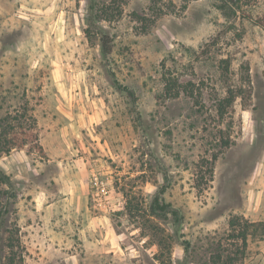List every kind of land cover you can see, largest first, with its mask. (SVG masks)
<instances>
[{
    "label": "rangeland",
    "instance_id": "1",
    "mask_svg": "<svg viewBox=\"0 0 264 264\" xmlns=\"http://www.w3.org/2000/svg\"><path fill=\"white\" fill-rule=\"evenodd\" d=\"M94 2L0 0L16 264H264V0Z\"/></svg>",
    "mask_w": 264,
    "mask_h": 264
},
{
    "label": "trees",
    "instance_id": "2",
    "mask_svg": "<svg viewBox=\"0 0 264 264\" xmlns=\"http://www.w3.org/2000/svg\"><path fill=\"white\" fill-rule=\"evenodd\" d=\"M248 0H216V7L223 13L225 16H229V12L234 13L237 9H241L243 4ZM89 11L88 21H92L95 16H93L94 9V0H87ZM105 9H101V14L103 13H112L107 7L104 6ZM117 10V8H116ZM109 11V12H108ZM109 16L112 14H108ZM113 17V16H112ZM91 24V23H90ZM100 45L102 53L108 55L113 51V40L107 33H102L100 37ZM172 88H169L168 85H165L164 94L168 97L175 96L176 93L170 94ZM231 94L226 98V101L229 103L231 101ZM9 117H5L0 120V153L9 151V140L6 139V133L10 132L12 127H6ZM9 125V124H8ZM227 146V144L225 145ZM4 185L6 188L0 187V264H16L18 260H20V255H18L19 249V227L17 225V216L15 211V199L16 193L11 190L12 183L10 177L0 169V186ZM160 194V193H159ZM161 195V194H160ZM154 201H156V205L165 209L164 204H160L158 201L157 195L155 196ZM241 219L232 217L229 220V226L232 231L230 234V238L239 239L241 241L242 246L238 247L234 252V256L231 255L232 252L229 249L225 250V254L220 251L214 252L211 256L212 264H238L236 260L242 259L245 256V242H246V221H240ZM242 224L241 228H237V226ZM236 231V233H234ZM188 245H185V250L188 249ZM20 254V253H19ZM18 258V259H17ZM20 264V263H18ZM242 264V263H239Z\"/></svg>",
    "mask_w": 264,
    "mask_h": 264
},
{
    "label": "built area",
    "instance_id": "3",
    "mask_svg": "<svg viewBox=\"0 0 264 264\" xmlns=\"http://www.w3.org/2000/svg\"><path fill=\"white\" fill-rule=\"evenodd\" d=\"M92 186L94 188L93 195L95 197V201L100 203L101 200H106L109 189L106 187L104 182L95 175H93Z\"/></svg>",
    "mask_w": 264,
    "mask_h": 264
}]
</instances>
